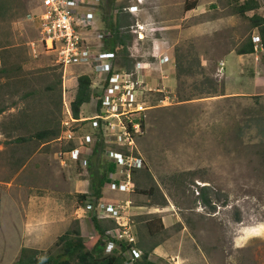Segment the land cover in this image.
<instances>
[{
	"label": "rangeland",
	"instance_id": "1",
	"mask_svg": "<svg viewBox=\"0 0 264 264\" xmlns=\"http://www.w3.org/2000/svg\"><path fill=\"white\" fill-rule=\"evenodd\" d=\"M41 1L0 0V56L19 71L14 74L18 84L4 80L8 87L0 90V100L16 104L0 116V264H14L23 248L43 256L53 253L58 239L78 225L89 248L96 239L90 211L79 198L91 193L86 165L93 146L80 148L76 161L65 156L66 143L12 141L28 136L26 128L42 127V118L21 112L59 107L63 122L78 77H94L91 65L70 66L65 74L54 54L42 47L38 22L29 18ZM86 1L96 10V22L84 36L96 43L97 36L108 34L109 22L120 19L133 38L131 58L146 68L139 95L147 107L145 129L129 150L144 166L132 175V192L112 188L127 176L107 152L128 153V148L108 145L102 161L117 169L97 202L117 206L133 230L141 231L138 240L143 235L148 244L164 245L152 255L158 264H264V122L249 128L254 117L264 119V97L255 98L264 96V51L237 54L249 37L256 45L258 31L236 13L233 0H198L190 12L185 11L186 0H142V5L138 0ZM258 2L260 9L248 17L264 16V0ZM135 5L141 13L134 17L128 10ZM139 24L147 32L153 28L145 41L139 40ZM162 56L170 59L165 66L159 63ZM93 115L92 102L84 105L80 118ZM15 126L20 129L10 137ZM80 127L78 138L92 133L88 124ZM204 186L209 207L201 198ZM152 187L153 197L135 191ZM150 214L166 226L156 238L143 227ZM115 226L112 231L119 228L116 221Z\"/></svg>",
	"mask_w": 264,
	"mask_h": 264
},
{
	"label": "built area",
	"instance_id": "2",
	"mask_svg": "<svg viewBox=\"0 0 264 264\" xmlns=\"http://www.w3.org/2000/svg\"><path fill=\"white\" fill-rule=\"evenodd\" d=\"M99 1L92 0L91 4L96 5ZM89 5L86 0H42L39 11L31 14L29 18L37 20L42 47L48 54H54L57 65L64 70L65 74L70 66L91 65L94 73L93 83L99 80V84L93 87L101 90L107 83L101 103L97 99L92 100L94 105L92 117L76 120L71 107L66 106L68 117L62 122V135L58 141L72 143L74 148L65 152V156L77 161L81 156L80 148L94 146L97 134H101V138L108 145L118 144L120 147H127L128 153L110 150L107 154L112 162L125 171L127 176L122 184H113L112 188H117L121 192H132L133 170L144 166V162L133 156L129 150L134 146L135 139L144 132L140 120L142 116H145L147 107L140 100L139 95L143 92L145 84L142 70L146 68L144 62H137L133 72L122 70L119 67L117 55L105 48L104 41L98 42L104 40V36H97L96 43L91 42L88 36H84V32L93 31L96 22V10ZM134 9L136 7L129 8L128 11L134 13ZM138 26H140V30L137 31L139 40L145 41L148 37L146 26L143 24ZM134 29L135 26L131 28L132 31ZM152 29L150 28L149 32H152ZM259 44L260 38L256 43V51L260 48ZM169 60V57L162 56L159 63L165 66ZM148 91L152 90L148 89ZM168 100L169 98L164 102ZM83 124H88L92 133H86L78 138L80 126ZM112 136L117 138L118 143H114ZM62 163L65 161L63 160ZM118 209L111 203L98 202L97 204L98 217L115 220L119 225L117 230L107 232L109 238L106 251L112 253L119 242L132 244L133 247L127 253L126 264H135L142 257V251L136 247L137 233L133 230V223Z\"/></svg>",
	"mask_w": 264,
	"mask_h": 264
},
{
	"label": "trees",
	"instance_id": "3",
	"mask_svg": "<svg viewBox=\"0 0 264 264\" xmlns=\"http://www.w3.org/2000/svg\"><path fill=\"white\" fill-rule=\"evenodd\" d=\"M236 7V13L243 18H247L250 21L251 28L258 31L260 38V48L264 49V16L255 13L252 17H248L247 14L250 12H256L260 9V3L258 0H247L244 3H240L239 0H233ZM198 7V0H186L185 11L190 12L196 10ZM0 16L1 9H0ZM108 25V34L104 38L105 48L109 51L114 52L120 64L122 70L130 71L134 66V60L131 58L130 49L133 44V38L131 34L123 31V24L120 19L116 23H111ZM2 48V47H0ZM256 53V45L253 42V38L249 37L247 41L240 46L237 50V54L240 56L253 55ZM0 90L8 87L7 82L3 86L4 80L14 81L18 84L16 76L19 71H16L15 67H10L8 63L4 60V56H0ZM178 67L181 66L178 61ZM184 71V67L181 66ZM21 71V70H20ZM207 82L211 83L212 88L214 83L211 80ZM60 85H62V80H60ZM77 92L75 99L71 104V111L73 117L76 120L80 119L81 110L84 105L90 104L93 99L99 100L101 103L102 94L105 92L107 83H105L101 90L99 88H94L93 80L87 75L78 77L77 80ZM215 92V91H214ZM213 92V93H214ZM222 96V95H217ZM264 96H257L256 99H261ZM1 98V96H0ZM16 104L9 105L5 100H0V116L3 115L9 107H15ZM36 109V108H35ZM21 114L28 117L29 115L34 116L37 120L42 118L43 121L40 122L42 126L40 129L37 128H26L28 136H18L13 141L14 144H24L37 141L42 144H48L53 141H58L62 135L61 129V118L62 111L58 107L56 110H51L49 106L46 112H38L37 110H26L21 112ZM59 116V117H58ZM145 116H142L140 122L142 123L143 130L145 129ZM139 121V120H137ZM14 122V121H13ZM264 122L261 116H256L250 120V129L255 125L259 127ZM20 129V126H18ZM15 128L10 132L12 133L10 137L13 136L14 132L18 129ZM248 128V129H249ZM131 129V128H130ZM249 129V130H250ZM242 130L237 131V135L240 138L242 136ZM97 140L93 146V151L89 160H87V170L91 180V193L90 194H80V203L82 207L88 209L91 214L92 223L96 231V239L92 248L86 243V240L82 236L80 226L78 225L76 229L67 231L62 235L57 242V249L53 253H48L43 256L41 251L29 248H23L17 261L14 264H126L128 261L127 253L133 247L132 244H127L125 242L117 243V246L112 253H107V232L117 228L115 226V221L113 220H102L98 217L96 208L98 200H101L103 191L106 187H109L110 175L116 172V166L111 165V163L102 161V157L106 153L108 144L104 142L101 138V134H97ZM62 143V142H60ZM68 147L64 148L65 152L71 151L74 148L72 143L67 144ZM64 152V153H65ZM136 169L133 170V175L136 174ZM113 185V184H112ZM111 185V187H112ZM119 185V184H118ZM202 189V202L206 207L211 206V201L209 199L208 189L204 186ZM139 194L153 197L156 193V188H150L149 191L144 189H135ZM143 220L144 228L147 236L150 238H156L160 234L164 233L166 226L163 219L156 214H150L144 217ZM111 222V223H109ZM105 223L111 224V226H105ZM161 243L148 244L145 242V238L142 235L137 242L136 247L142 251V257L138 259L135 264H158L152 260V255L154 250L159 247Z\"/></svg>",
	"mask_w": 264,
	"mask_h": 264
},
{
	"label": "crops",
	"instance_id": "4",
	"mask_svg": "<svg viewBox=\"0 0 264 264\" xmlns=\"http://www.w3.org/2000/svg\"><path fill=\"white\" fill-rule=\"evenodd\" d=\"M138 3H139V0H138ZM140 4V3H139ZM136 7H138L137 5H135ZM135 11H136V9H135ZM138 13H141L140 12V8L138 7V12L136 13V12H134V13H132V15H134V17L135 16H137L138 15ZM151 25H152V23H151ZM153 26V25H152ZM147 32V31H146ZM148 34H149V32H147ZM129 49H131V48H129ZM263 51H264V49H263ZM77 89V88H76ZM76 93V92H75ZM140 209H142V208H140ZM141 233V231L139 232L138 231V233H137V236L139 235ZM137 238H139V237H137ZM164 246V245H163ZM162 244L159 246V247H157L155 250H154V253H157L160 249H162ZM156 255V254H155Z\"/></svg>",
	"mask_w": 264,
	"mask_h": 264
},
{
	"label": "clouds",
	"instance_id": "5",
	"mask_svg": "<svg viewBox=\"0 0 264 264\" xmlns=\"http://www.w3.org/2000/svg\"><path fill=\"white\" fill-rule=\"evenodd\" d=\"M139 3H140V5H142V0H139ZM134 7H136V6H134ZM136 9H138V7H136Z\"/></svg>",
	"mask_w": 264,
	"mask_h": 264
}]
</instances>
